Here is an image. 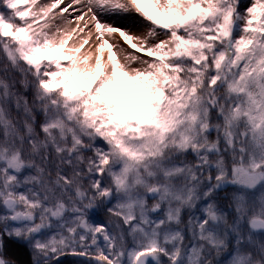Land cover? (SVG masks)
I'll list each match as a JSON object with an SVG mask.
<instances>
[{"label": "snow or ice", "instance_id": "obj_1", "mask_svg": "<svg viewBox=\"0 0 264 264\" xmlns=\"http://www.w3.org/2000/svg\"><path fill=\"white\" fill-rule=\"evenodd\" d=\"M68 256L264 264V0H0V264Z\"/></svg>", "mask_w": 264, "mask_h": 264}, {"label": "bare ground", "instance_id": "obj_2", "mask_svg": "<svg viewBox=\"0 0 264 264\" xmlns=\"http://www.w3.org/2000/svg\"><path fill=\"white\" fill-rule=\"evenodd\" d=\"M65 3H67V0H65ZM146 8H147V4L146 5H144ZM130 19H132V21H133V23L134 24H132L130 27H132V30L133 31H135V32H140V31H142L143 30V23L139 20V19H137V18H135V17H132V18H130ZM17 259H22L23 261H24V257H26V256H24V254L19 250V249H17ZM26 260V259H25Z\"/></svg>", "mask_w": 264, "mask_h": 264}, {"label": "trees", "instance_id": "obj_3", "mask_svg": "<svg viewBox=\"0 0 264 264\" xmlns=\"http://www.w3.org/2000/svg\"><path fill=\"white\" fill-rule=\"evenodd\" d=\"M17 249H19L24 254V256H26V257H24V262H27L28 259H29V255H28L27 250L25 248H23L22 246H19L16 243H11L10 244V247L8 249L9 255H11V256H13L14 258L17 259V257H16L17 256V252H16ZM18 260L23 261L22 259H18Z\"/></svg>", "mask_w": 264, "mask_h": 264}, {"label": "rangeland", "instance_id": "obj_4", "mask_svg": "<svg viewBox=\"0 0 264 264\" xmlns=\"http://www.w3.org/2000/svg\"><path fill=\"white\" fill-rule=\"evenodd\" d=\"M147 10L149 11H153L152 7L150 5H147ZM129 26H131L133 23L132 19H129V21L127 22Z\"/></svg>", "mask_w": 264, "mask_h": 264}]
</instances>
